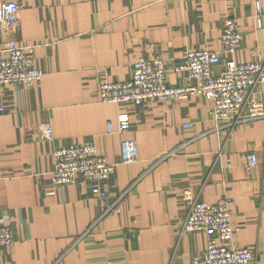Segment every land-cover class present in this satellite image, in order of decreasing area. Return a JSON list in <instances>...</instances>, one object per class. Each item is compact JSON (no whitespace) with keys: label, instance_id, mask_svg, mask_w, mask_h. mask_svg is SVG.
Wrapping results in <instances>:
<instances>
[{"label":"crops","instance_id":"0c3cea01","mask_svg":"<svg viewBox=\"0 0 264 264\" xmlns=\"http://www.w3.org/2000/svg\"><path fill=\"white\" fill-rule=\"evenodd\" d=\"M255 1L26 0L10 36L34 46L43 74L39 84L4 86L0 224L14 240L1 248L3 264H189L206 234L179 232L184 186L200 200L228 201L231 244L249 246L255 264H264V117L229 133L217 128L201 95L116 104L101 101L97 90L99 80L128 79L133 62L154 52L165 59L169 83L182 84L186 74L170 67L189 49L221 51L226 17L242 38L229 57L264 59V0L258 23ZM256 97L264 105V84ZM122 114L125 131L118 130ZM45 124L49 138L42 137ZM128 139L136 159L118 162ZM83 142L117 162L104 186L108 201L126 193L119 213L102 217L104 202L82 177L51 182L53 148ZM248 151L257 158L250 171Z\"/></svg>","mask_w":264,"mask_h":264},{"label":"built area","instance_id":"2783aa9c","mask_svg":"<svg viewBox=\"0 0 264 264\" xmlns=\"http://www.w3.org/2000/svg\"><path fill=\"white\" fill-rule=\"evenodd\" d=\"M26 0H0V111L6 84L32 86L39 84L42 70L34 65V46L19 44L10 36L11 28L18 27L19 14ZM260 1H255V19L259 22ZM241 34L236 22L226 17L221 28V51L207 48L189 49L183 59L170 68L184 72L187 81L172 85L168 81V66L159 52L140 56L131 67L126 80H99L98 96L103 102L140 104L145 99L168 101L201 95L211 101V117L217 128L227 132L240 122L264 117V105L257 99V88L264 84V59L238 62L229 57L241 46ZM190 80H194L192 82ZM189 124L185 123L187 127ZM129 128L125 115L118 120V130ZM43 138L51 137V129L45 124ZM174 150L166 152L172 154ZM53 166L50 179L54 185L74 184L78 177L85 179L90 188L104 202L101 216L120 212V204L126 193L107 200L105 181L114 171L117 162L108 161L97 153L91 142L55 146L51 152ZM136 159L133 140H124L118 162ZM257 164L253 151L244 154V167L250 171ZM229 165V164H228ZM186 204V212L179 232L201 230L206 234V245L194 254L189 264H255V254L249 246L231 244L234 226L228 201L209 203L198 199L189 186L180 191ZM14 240L11 228L0 224V264H3L1 248Z\"/></svg>","mask_w":264,"mask_h":264}]
</instances>
